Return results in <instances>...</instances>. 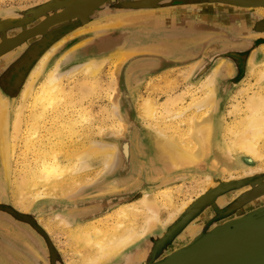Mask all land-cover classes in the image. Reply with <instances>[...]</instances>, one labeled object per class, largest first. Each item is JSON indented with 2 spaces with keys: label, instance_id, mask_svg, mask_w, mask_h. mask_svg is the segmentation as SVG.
Segmentation results:
<instances>
[{
  "label": "rangeland",
  "instance_id": "obj_1",
  "mask_svg": "<svg viewBox=\"0 0 264 264\" xmlns=\"http://www.w3.org/2000/svg\"><path fill=\"white\" fill-rule=\"evenodd\" d=\"M147 1L150 0H0V44L19 38L22 33L36 29L43 21L56 17L72 7L94 2L84 13L55 21L47 25V28L45 27L34 35H27L20 43L14 44L0 53V100H3L0 102L6 103L5 117L8 125L7 130L10 132L14 113L18 109L17 105L19 107L22 105L19 99L21 90L40 58L46 52L53 50L37 85L43 81L46 72L53 67L57 60L66 54L69 57L63 59L64 62L62 61L63 63L60 65L65 97L59 106V112L56 113L57 115L52 114L55 105H57L55 103L45 106L44 112L48 117L47 121L40 125L38 138L34 139V143L36 141L38 143L27 150L23 145L25 136L30 131L26 122L32 108L30 105L32 101L29 99L23 103L21 131L15 142L14 156L10 160L8 170H5L0 164V207H5V211L10 213L35 219L48 234L55 252L58 254V264H84L80 260L81 257L76 255V252L80 251L79 248L70 239L71 231L75 226L81 224L73 219V226H70L65 224L63 219L70 222L74 214L80 215V213L90 216L98 208L97 212L105 214L90 223L88 222V225L92 224L100 229L103 226L111 227L116 223V219L112 217L114 209L122 203L139 198L146 191L153 193V200L159 205V223L152 226L140 240L126 248L116 259L107 264H123L122 260L127 254L135 253L145 244L152 248L151 240L158 239L159 241L163 237H165L164 245L167 246L162 253L163 257L171 250L191 245V239L186 233L183 235V242L174 246L178 240V230L195 214L201 212L206 203H212L215 199L221 198L222 205H225L222 210H225L226 214L233 212V208L237 209L244 205L248 206L245 213L248 215L256 211L252 205H264V191L253 197V194L264 186V142L260 147L263 158L253 164H246L245 168L222 173L220 166L211 167L210 162L217 143L226 141L225 129L232 126L234 122V113L228 112L232 111L231 105H236L241 101L243 103L244 95L250 93V89L254 88L256 83L257 73L255 71L261 69L264 63V5L243 6L224 0H208L210 5L194 3V9H192L195 14L198 10H208L209 14L195 16L196 19L198 18L193 21L196 30L193 34L195 36L193 43L195 42L196 46L193 47L192 53L189 56L177 55L176 61H172L162 55L150 53L151 48L146 46L151 44L150 42L153 44L161 39H170V36H165L169 34H163V30L167 27L155 26L156 23H162L165 20L158 15V7L162 5L148 7L145 6L148 4ZM172 1L174 0H168L167 3ZM196 5L199 7L196 8ZM138 13L142 16L145 13L154 15L155 25L153 22L135 20L134 16L131 18L124 16V14H133L138 17L136 16ZM144 23H150L151 26L157 27L154 29L155 33L141 30ZM97 25H103L104 29H97L95 27ZM145 28L147 29V27ZM135 30L142 33V38L140 37V41L132 38L128 43L127 38ZM159 30L162 31L160 34ZM176 32L178 36L171 37L172 41H175L176 38L180 39L175 42L176 46L190 43V40L185 38L184 31L176 30ZM176 46L165 47L171 53L170 49H173V52ZM134 47L141 51L131 53L130 50ZM151 50L154 52L153 49ZM34 51L36 54L21 71L19 66L26 62V59L29 60L30 54H34ZM114 55L120 59L113 58ZM92 58L98 60L107 58L94 76L83 73L81 69L71 76L68 75L69 77L63 74L70 67ZM216 67H218V77H216L214 85V107L210 106V109L206 110L204 114L205 107L202 109L195 107L197 102L204 97L200 84L202 79H205V76ZM112 81L113 85L111 86ZM170 98L182 99V102L178 101L175 105V109L183 113L179 120L168 119V115L166 116L162 111V105ZM145 99L156 104L158 123L146 121L140 117L138 106ZM35 111L39 113L42 112V109L38 107ZM188 118L192 124L191 128L197 125V122H204L208 119L218 124L217 127H214L212 134V152L200 166L184 168L185 175L183 173L182 177L174 184L179 185L181 189L176 190L177 188H175L172 204L165 205V201L161 200L159 194L156 193L164 188L160 185L162 177L147 178L145 176V170L148 167L147 156L143 154V151H138L134 147L137 142L144 144L143 141H146V137L149 135L154 136L155 129L165 132L171 138L175 137L184 148L188 144L198 147L190 135L185 136ZM115 123L119 126V131L116 130ZM67 126H70L71 129H68ZM8 142L12 143V140L9 138ZM93 143H98L95 153L114 152L112 153L115 156V161L112 169L98 164L99 157L94 156L90 159L89 167L85 172L68 173L56 181L48 174L45 177V173L43 178H40L44 172L38 168L42 159L51 160L53 155L57 157L59 164L69 166L74 162L73 160H76L74 156L77 151L79 152ZM29 166L35 167L33 173L28 170ZM182 171L180 170V172ZM206 176H208L210 184L205 186V184L202 185L203 181L201 180ZM44 177L45 180H43ZM46 178L49 180L46 181ZM133 180H136L134 184L131 183ZM56 184L60 187L58 188ZM17 186L25 188L23 192L28 199L26 203L23 202L24 207L21 208H18L15 203L16 191L19 189ZM195 187L197 188L195 189ZM199 187L205 190H200ZM38 191L41 196L36 198V193L40 195ZM179 203H186L187 206L181 212L174 213L175 208L180 205ZM213 212L211 210L209 215L201 221L206 226L202 223L201 229L198 226L202 231L199 233L200 235L207 234L216 228L214 226H222L228 222L227 215H222V211L213 210ZM169 214L175 216L173 215L171 220L165 222L164 219ZM145 216L144 213L137 214L134 219L135 224L142 226ZM5 227V229L0 227V238H6L10 244L11 240H16V236L9 229V224ZM1 233L5 235L2 236ZM36 250L34 247V257L36 256L37 260L45 261V256L39 254L38 251L36 253ZM0 251H3L5 257L10 249L3 247ZM88 251L91 252L88 248L80 252L86 254ZM163 257H160L159 261ZM0 258L4 264L2 254H0ZM13 260H9L7 264H18L16 256ZM133 263L153 264L141 261Z\"/></svg>",
  "mask_w": 264,
  "mask_h": 264
},
{
  "label": "bare ground",
  "instance_id": "obj_2",
  "mask_svg": "<svg viewBox=\"0 0 264 264\" xmlns=\"http://www.w3.org/2000/svg\"><path fill=\"white\" fill-rule=\"evenodd\" d=\"M91 4L92 3L89 2V3L84 4V5H79V6L74 5L75 7L70 8L69 9L70 11L69 12L67 11V12L69 14H82L88 9V7ZM125 16H128V14ZM63 17H64V13L60 14L59 16H56V17L54 16L53 18H54V20H59ZM129 17L130 16H128V18ZM53 18H50V19L48 18L49 19L48 24L52 22ZM137 18H140V17H137ZM118 22H120V21H118ZM48 24H46V26ZM46 26H44L40 30H43ZM95 27L97 29H104L103 25H97ZM24 30H25V28H24ZM34 30L35 29H33L31 31H27L25 33H22V35L19 38L14 39L13 41H7V42L5 41L4 45L0 46V53H2L5 49L10 48L11 46H14V44L20 43L25 37H27V35L33 34ZM40 30H38L37 32H39ZM11 36H12V34H11ZM140 37L142 38V33L139 32L138 30H135L132 32L130 37L127 38V42L129 43L130 42L129 40H131L132 38L140 41ZM162 42H164V41H159V42L154 43L156 46L154 48L156 52L167 51L166 47H164L163 45L162 46L160 45V43L163 44ZM150 43L152 44V42H150ZM167 43H171V42H167ZM141 45H143V44L141 43ZM170 45H172V44H170ZM152 46H154V45L152 44ZM140 49H142L141 46H140ZM52 51L53 50L46 52L40 58V60L36 64V67L33 68L34 69V70H32L33 72L30 74L27 81H25L26 83H24V87L22 86L23 89L21 90V93H20L19 99H20L22 105H23V103L27 102L29 99L32 101V103L30 104V105H32L31 106L32 108L30 110V113L28 115V120L26 122V126L28 125V129L30 131H28L29 132L28 135L25 136L24 145H23L24 148H26L27 150L29 149V147H34V144L38 143V141H36L34 143V139L38 138V133H39L38 130L41 128L40 125L44 121H47V118H48L47 116H45V114H46L44 112L45 106L47 104H50V103L57 104V105H55L56 107H54V111H52V114L55 113V115H57L56 113L59 112V106H61V104L63 103V99L65 97V92L63 89L62 81H61L62 72L60 71V65H61V63L64 62L63 59L68 57V54L64 55L59 60H57L55 62V64L53 65V67L51 69H49L48 72H46L43 81L39 85H37V82L40 79L42 72L44 71L45 64L47 63V60L49 59V55H51L50 53ZM139 51H141V50L136 49L135 47L132 48V50H130L131 53H136ZM129 56H131V55H129ZM117 57L118 56H116V55L113 56V58H117ZM120 57L122 58L123 56H120ZM124 58H125V56H124ZM106 59L107 58H102L99 60L94 59V58L89 59L88 61H85L84 63H80L78 65H74V66L70 67L68 70L64 71L63 74H66V77L68 75L71 76V74H75L78 72L79 69H81V71L83 73L94 76L95 74L98 73L101 64ZM257 65H259V64H257ZM255 72L257 73V75H256L257 78H256V83L254 85V88L250 89L251 90L250 93H247L244 95L243 103H241L242 102L241 101V102H237L236 105H231L232 111H228V112L234 113V122H233L232 126L225 129V133L227 135L226 141L223 139V141H225L224 143L221 142V143H217L218 144L217 146L215 145L216 146L215 153L213 155L212 160L210 159V162L212 165L211 167H214L216 165V168H217V166H220L219 168H221L222 173L224 171H228V170H236L239 168L240 169L245 168L246 164L247 165L253 164V162H255V161L258 162L263 158V153H261L260 147H261V144L264 142V63L262 65L261 69H258ZM217 75H218V67L214 68L210 74L205 76V79H202L203 80L202 83L200 82L201 83L200 88H202L201 90L203 91L204 97L197 102L195 107H196V109H202L205 107L204 114L206 113V110L210 109V106L214 107V101H213L214 100L213 99L214 94L213 93H214V85L216 82V77H218ZM187 76H188V74H187ZM112 85H113V81L111 82V86ZM0 101H3V100L1 99ZM178 101L182 102V99L178 100V99L170 98L169 100L166 101V103L164 105H162L163 113L166 114V116L168 115V119H170L172 121L181 119V115L183 114L182 111L175 109V105ZM193 104H194V102H193ZM22 105H21V107H22ZM5 107H6V103L4 104L3 102H0V164L3 168H5V170H8V167L10 165V160H11L12 156H14V152H15V142L18 139L20 131H21L23 112H22V108L17 105L18 109H16L15 113L13 112L14 113V119H13L12 124L10 126L11 127V132H10L7 130L8 125H7V119L5 117L6 116ZM38 107L40 109H42V112L36 113L35 110ZM138 110L140 113V117L142 119H144L146 121H154L156 123L159 122L157 106L151 100L145 99L143 102H141L138 106ZM201 116H203V115H201ZM188 119H189L187 122L188 127L186 130L185 136L187 137L190 135L191 139L197 144L198 147H195V145H193V144H192V146L188 144L184 148L183 146H181V143L175 139V137L171 138V136L165 134V132L158 130V129L157 130L155 129V132L153 131L154 136L149 135L148 137H146V141H143L144 144L137 142L136 146H135V149L137 148L138 151H140V150L142 151V149H141L142 147L140 146L141 144H142V146L144 145L145 147H151V151L147 150L146 153H144V151H143V154H145L147 156V160H148V162L145 160L147 165H148V167H146V170H145L146 171L145 176L147 178H157L158 176L162 177V179H161L162 181H161L160 185H162L164 188L158 190L156 193L159 194L161 200L165 201V205L166 204L167 205L172 204V199L174 197L173 196L174 189L175 188H177L176 190H178V188H179V190L181 189L179 187V185H174V184L176 183V180H179L182 177L183 173L185 175L184 168H187L188 166H193L190 168H194V166H196V167L200 166L201 163H203V160L209 156L210 152H212V150H211V148H212V145H211L212 134L214 133V129H215L214 127L218 124L217 123L215 124L214 122L211 121V119H208L204 122H200V123L197 122V125H194L193 128H191L192 124H190L191 123L190 118H188ZM214 120H215V118H214ZM115 124H116L115 125L116 130L119 131L120 130L119 126L117 125V123H115ZM67 128L71 129L70 126H67ZM9 138L12 140V143L8 142ZM147 139H148V142H147ZM97 146H98V143H93L89 147H87L85 149H81L79 152L77 151V154H75V156H74V158L76 160H73L74 162L72 164H70L69 166L59 164V162L57 161L58 160L57 157L53 156V155H52L53 158L51 160H48L47 158L42 159V161H40L41 165H39L38 168H40L44 172H43V174H41L40 178H43L42 176L45 173L46 174L45 177H47V174H48V175L52 176L53 180L56 181L58 178H63L68 173L69 174H80L82 172H85L87 170V168L89 167L88 163H89L90 159L94 156L99 157L98 164H102L104 167L111 168L114 165V161H115V156L113 154L114 152L112 151L113 153L112 152L101 153L103 151H100L99 153L97 152L98 153L97 154V153H95V149H96L95 147H97ZM60 151H61V149H60ZM56 155H58V154H56ZM44 157H46V156H44ZM35 164L38 166L37 163H35ZM34 168H35L34 166L33 167L29 166L28 170H30V173L34 172ZM180 170L181 171L183 170V171L180 172ZM221 170L219 169V171H221ZM45 177L43 180H45ZM212 177L214 178V176H212ZM48 180L46 178V181H48ZM208 180H209L208 176L204 177L203 180H201V181H203L202 185L205 184V186H206V185L210 184L208 182ZM46 181H44V182H46ZM135 181L136 180H133V181H131V183L134 184ZM144 185H145V183H144ZM56 186H58V184H56ZM23 187H26V186H23ZM59 187L60 186H58V188ZM197 187H195V189ZM202 187H204V186H202ZM18 188L19 189L16 191L17 195L15 196V203H16L18 208L19 207L21 208V207H24L23 202L25 201V203H26L27 202L26 200H28V199L26 198L27 196L25 197V194L23 192V190H25V188L23 189L22 186H20ZM61 189H59V190H61ZM112 189H113V187H112ZM188 189H189V187H188ZM198 189H200V187ZM203 189L204 188H202L200 190H203ZM248 190H250V189H248ZM38 193H39V191H38ZM35 195H36L35 196L36 198L37 197L39 198L41 196V194L37 195V193ZM245 195H247V194H245ZM153 197L154 196H153L152 192L146 191L142 194V196H140L134 202H131L129 204L128 203H122V204L118 205V207L116 209H114V213L112 215V217H114L116 219V223L111 227L103 226V228L100 229V228H98L92 224L88 225L87 222H86L87 223L86 226H85V223L75 226L73 231H71V233H70L71 241L75 243V246L78 247L80 251L81 250L83 251L87 248L89 250H91V252L88 251L86 254H81L80 251H77L76 255L81 257L80 260L83 261L84 264H107V263L111 262L112 260L116 259L120 255V253L123 252L126 248H128L129 246L134 244L136 241L140 240V238L146 232L150 231L152 226L156 225V223H159V216H158L159 212H158V210H160V209H159V205L154 202L155 200H153ZM239 200H240V198H239ZM221 201H216L215 203L213 202L215 205L214 204H212V205H214V206H210L208 209L203 210V212L200 215H198L190 223H188L185 226V228L182 230V232L178 235V238H177L178 240L176 241V243H174V246L176 247L183 242L182 241L183 235L186 233H187L188 237L191 239V246L193 244L197 243V241L200 240V236L203 235V234H201V235L199 234L200 232H202L201 230H199V228L200 229L202 228L201 225L203 224V222H201V221L207 216L208 212L212 208L221 209L223 207ZM202 203H203V201H202ZM186 206H187L186 203H181L178 207H176L177 209L175 208V210H174L175 212L174 211L173 212L174 213H176V211L181 212L184 208H186ZM241 207L237 208V209L232 207L234 209V211L228 217V222L236 221V220H239L242 217H244V213H246L245 210L246 211L248 210L247 209L248 206L243 205V207L242 208ZM252 207L255 210H260V209L264 208V205H252ZM162 208H164V207L162 206ZM185 212H186V210H185ZM140 213L146 214L142 226H138L134 222L135 216H137V214H140ZM170 213H172V212H170ZM173 215L174 214L167 215V217H165L164 221L167 222V221L171 220L173 218ZM56 217L58 218L59 216H56ZM73 217L71 218L72 221H70V222L63 219L66 222L65 224L73 226V219H74ZM54 219H55V217H54ZM204 225L206 226V224H204ZM198 226H199V228H198ZM214 227H217V226H214ZM203 229H204V227H203ZM6 251H7V249H6ZM175 251H177V249L169 251L168 253H166L164 255V257L162 256L163 258L160 260H163L164 258L170 256ZM149 257L150 256H148L145 251H141V249H140V250L136 251L135 253L131 252V254H127L124 257V259L122 260V262H123V264H132L133 262L139 263L140 261L142 263H147V262L149 263V261H148ZM152 261L153 260H151L150 262L151 263H157V262H159V259H157L154 262H152Z\"/></svg>",
  "mask_w": 264,
  "mask_h": 264
},
{
  "label": "water",
  "instance_id": "obj_3",
  "mask_svg": "<svg viewBox=\"0 0 264 264\" xmlns=\"http://www.w3.org/2000/svg\"><path fill=\"white\" fill-rule=\"evenodd\" d=\"M224 1L243 6L264 5V0ZM67 11L64 12V17L59 20L76 15L69 14ZM46 21L38 26L33 34L46 26L49 19ZM55 21L58 20L53 18L51 23ZM263 191L264 186L257 190L253 196ZM153 264H264V208L245 215L239 220L226 222L224 225L214 228L192 246L179 249Z\"/></svg>",
  "mask_w": 264,
  "mask_h": 264
},
{
  "label": "flooded vegetation",
  "instance_id": "obj_4",
  "mask_svg": "<svg viewBox=\"0 0 264 264\" xmlns=\"http://www.w3.org/2000/svg\"><path fill=\"white\" fill-rule=\"evenodd\" d=\"M147 2H148V4H145V6H148V7H153V6L156 7L157 5H162L161 7H158V9H163L165 7L173 6V5L179 4V3L192 4V5H194V3H197V5H202V4L203 5H210L211 4L208 0H201V1L174 0L169 4L167 3L168 0H165V1L164 0H150ZM10 41H13V40H10ZM4 43L0 44V46H3ZM35 54H36L35 51H34V54H30L29 60L26 59V62H24L22 65H20L19 69L23 70L25 68L27 62H29L30 59L33 58ZM240 57L242 58L243 55ZM187 58L188 57H186V59ZM152 60H154V59H152ZM135 200H136V198L132 199L131 201H128L127 203L129 204L131 202H134ZM216 201H220V200L215 199L213 202L215 203ZM213 202L212 203H206L203 206L201 212L195 214L191 219H189V221H187L184 225H182V227L178 230L177 238H178V235L185 228V226L188 223H190L195 217L200 215L203 212V210L208 209L210 206H214L215 204ZM212 204H214V205H212ZM223 208H224V206L221 209L212 208L211 210L212 211L213 210L214 211H222V213H223V214L221 213L222 215H224V216L227 215V217H229L232 212L230 214H226V213H224L225 210H222ZM80 211L83 212V210H81V209H80ZM97 211H98V208H96L94 210V212L91 213L92 215L90 214V216L83 215L85 213H80V215L74 214V217H73L74 221H76V222L78 221V224H84L86 222L88 223L92 220H96V219L100 218L101 216H103V214H105L103 212H97ZM210 211L208 212L207 215H209ZM245 212H247V211L245 210ZM7 214H9V215H7ZM7 224H9V226H10L9 229L15 233L14 236H16V240L15 241L11 240V242L9 244L6 240V238H4V239L0 238V249H3V247H7L10 249L9 253H7L5 257L2 255L3 259L5 260L4 264L8 263L9 260L15 258V256H16V258H18L17 259V262H19L18 264H58V259H57L58 254L55 252L54 246H53L51 240L49 239L48 234L44 231L43 228H41L38 225V223L35 221V219L33 220L32 218L23 216L21 214L10 213L9 211H5V207H0V227L2 229H5L6 228L5 226H7ZM3 234H2V236H3ZM151 242H153L152 248H149L148 244H145V246L141 248V251H145L146 254L148 256H150L149 260H148L149 263H151L150 262L151 260H153L152 262H154L157 259H159L160 257H162L163 256L162 253L165 251V248L167 247L164 245L165 237H163L159 241H158V239L151 240ZM34 247L37 249L36 252L38 251L39 254L41 253L42 256H45V258H46L45 261L43 259H42V261L37 260L36 256L34 257ZM0 252L3 253V251H0Z\"/></svg>",
  "mask_w": 264,
  "mask_h": 264
},
{
  "label": "crops",
  "instance_id": "obj_5",
  "mask_svg": "<svg viewBox=\"0 0 264 264\" xmlns=\"http://www.w3.org/2000/svg\"><path fill=\"white\" fill-rule=\"evenodd\" d=\"M198 7L199 6H197L196 8H198ZM192 8L194 9V6L192 4L179 3V4H175L173 6H168V7H165L163 9H159L158 15L165 19L164 21H162V23H156L155 22L156 21L155 16L151 15V14H147V13L143 14L144 15L143 17L140 13L136 14V16H138L140 18L135 17V15H133V14H128V16H130L129 18L134 16L135 20L153 22L154 25L156 23L155 26L161 25V26H159V28L167 27L166 29L163 30L164 31L163 34H166V33L169 34V35H165V36H170V39L169 40H166L167 38L161 39V41H164V42H162L163 44L160 43V45L161 46L163 45L164 47L165 46H172L173 44L175 46V42L180 41V39L176 38L175 41H172L171 37L178 36L176 30L184 31L186 33L185 38L190 40V43L178 44V46L176 47V49L173 52H172L173 49H171V53H169L168 51L156 52L154 49L156 47L154 43H153L154 46H152L151 44L146 45V46L150 47L151 49H153L154 52H152V50L149 48L150 53H156V54L164 56L167 59L170 58L172 61H176L177 55L184 54L186 56H189L192 53L193 47L196 46V43L195 42L193 43V38L195 37L193 34L196 32L193 21L198 20V18L196 19L195 16L196 15L206 16L209 14L208 10H205V11L204 10H198L199 14H198V12L195 14V11ZM143 26H142L141 30L144 29L146 32H149V33L150 32L155 33L154 29L157 28L155 26L152 27L150 23H148V24L144 23ZM145 27H147V29ZM172 27H173V29H172ZM160 32H162V31L159 30V34H160ZM167 42H171V43H167ZM170 44H172V45H170ZM146 46H144V48H146ZM144 53H146V52H144ZM174 63H176V62H174ZM170 68H174V67H170ZM147 142H148V139H147ZM140 146L142 147L141 149H142V151H144V153H146L147 150L151 151V149H148L149 147H145L144 145L143 146L140 145ZM0 254L3 255V253H1V252H0ZM0 264H2L1 258H0Z\"/></svg>",
  "mask_w": 264,
  "mask_h": 264
}]
</instances>
